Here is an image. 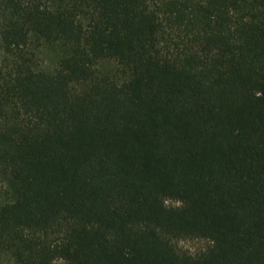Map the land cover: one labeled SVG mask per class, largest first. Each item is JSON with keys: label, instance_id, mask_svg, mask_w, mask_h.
<instances>
[{"label": "trees", "instance_id": "1", "mask_svg": "<svg viewBox=\"0 0 264 264\" xmlns=\"http://www.w3.org/2000/svg\"><path fill=\"white\" fill-rule=\"evenodd\" d=\"M0 264H264V0H0Z\"/></svg>", "mask_w": 264, "mask_h": 264}, {"label": "rangeland", "instance_id": "2", "mask_svg": "<svg viewBox=\"0 0 264 264\" xmlns=\"http://www.w3.org/2000/svg\"><path fill=\"white\" fill-rule=\"evenodd\" d=\"M43 58L50 64H54L56 61V55L54 49L46 48L43 50ZM181 245L192 251L196 252L201 249H204L207 247L208 242L206 240L198 239V240H183L181 242Z\"/></svg>", "mask_w": 264, "mask_h": 264}]
</instances>
